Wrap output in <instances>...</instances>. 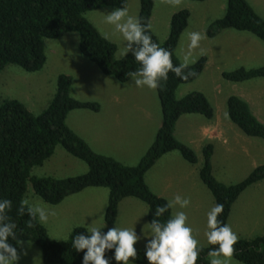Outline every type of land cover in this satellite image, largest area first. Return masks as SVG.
I'll use <instances>...</instances> for the list:
<instances>
[{
    "label": "trees",
    "instance_id": "1",
    "mask_svg": "<svg viewBox=\"0 0 264 264\" xmlns=\"http://www.w3.org/2000/svg\"><path fill=\"white\" fill-rule=\"evenodd\" d=\"M154 0H138L137 17L147 23ZM126 0H0V69L13 63L26 71L39 69L45 60L43 38L58 37L67 31L78 34L79 51L92 61L104 74L118 81L130 76L140 65L131 52L126 57H114L115 44L105 38L82 15L85 10L104 6L121 8ZM188 10L179 8L169 16L168 31L162 41H158L150 30L152 40L171 53L174 65L177 59L174 48L178 36L186 25ZM231 27L246 30L264 42V19L257 14L246 0H225L221 16L209 21L204 28L207 36H213L221 29ZM135 47V45H133ZM205 56L196 57L186 71L200 72ZM223 78L240 81L254 76H264V65L255 67L238 66L221 72ZM70 75L58 73L55 89L47 105L38 113H32L14 98L0 100V200L12 202L9 216L17 224L16 239L9 240L14 247L20 240H30L40 248L41 259L45 263L82 264L86 252L72 247L77 234L88 235L85 227L71 228L64 240L48 237L42 224L37 220L35 228H28L29 216H20L17 209L29 181L33 192L48 203H56L69 193L86 186H103L107 189L103 220L113 222L116 204L124 196H134L146 205V220H153L158 206L167 200L152 192L144 181V172L164 152L175 149L186 161L193 163L196 156L193 150L173 134L176 118L183 113H200L209 118L213 108L206 96L198 90H191L180 97L174 95L175 87L185 80L169 73L167 81H161L156 90L161 121L151 143L133 165L119 162L111 156L94 152L86 142L74 133L65 123L68 110L76 107L97 109L95 101L79 100L69 94ZM225 109L229 119L246 135L264 139V123L258 121L241 97L229 94L225 98ZM55 144H59L71 155L83 160L85 172L65 177L50 175L30 176L32 165L39 164L48 157ZM211 145L201 148L202 160L198 176L212 195L214 206L222 204L223 213L218 217L225 224L230 205L237 194L247 185L264 177V164L254 166L238 181L225 184L217 180L210 169ZM170 209L159 219L165 222L171 217ZM110 229L101 231L102 234ZM215 246L208 242L200 246L201 254L197 264H209L208 252ZM233 258L242 264H264V232L252 237H239ZM146 249H137L138 257L130 260L135 264H148ZM114 257V249L105 256Z\"/></svg>",
    "mask_w": 264,
    "mask_h": 264
},
{
    "label": "rangeland",
    "instance_id": "2",
    "mask_svg": "<svg viewBox=\"0 0 264 264\" xmlns=\"http://www.w3.org/2000/svg\"><path fill=\"white\" fill-rule=\"evenodd\" d=\"M219 1L221 0H209V2L204 0H182L179 7H174L164 2V0H154L153 7L150 10L151 31L158 41H162L167 33L169 13L180 7L186 8L188 11L192 9L188 25L185 31L181 32L177 40L178 54L184 60L189 51L187 49L190 44V33L199 32L196 24L191 22L192 17L195 18L200 13L205 20L214 16L218 17L223 12V10L220 11ZM250 1L254 3L257 10L264 12V0ZM124 8L128 9L130 15L136 17L135 12L138 9V0H127ZM204 8H207V11H203ZM115 9L117 8L110 6L98 7L96 9L85 10L82 15L87 17L103 36L115 43L116 49L114 54L119 56L127 42L124 41L120 33L115 31L113 25L106 23V15ZM65 34L63 37L43 38L45 60L39 69L26 71L13 63H7L0 69V100L4 98H15L30 112L38 113L47 105L52 97L55 89L56 75L58 73H66L71 78L69 85V94L71 97L80 100L95 101L99 105L96 111L80 107L70 109L65 117L66 124L71 129L74 128V131H78L82 136L87 137L91 148L95 152L104 153V155H108L109 153L119 156V153L124 150L127 156L123 157L120 155L123 157L124 162L129 165L135 164L147 148H145L147 143L152 141L153 128L156 120L154 117L160 116V108L159 103H157L155 90L151 89L150 95L148 93V87H138L130 82H118L113 77L101 73L97 67L95 72L93 70H87L85 60H89L85 59L79 53V49L77 48V32L67 31ZM236 40L234 43L235 51L238 52L243 46L248 48L244 59L241 56L238 60H234L237 63L233 66L234 68L238 67V65L246 68L264 65L263 41L248 31H240V35ZM200 49V46L199 48L193 49L191 54L197 55L199 53L198 51H201ZM234 62L232 60V63ZM215 76L213 75L212 77ZM205 78L204 75H200L191 81L192 89H201L208 101H210V104H212V107L215 106V103H218V106H215L216 113L226 116L224 97L236 88H233V83L226 81L222 77H218L223 82L220 86L218 96L214 100L213 92L207 86L211 80L209 78L207 81ZM237 84L236 86H240L241 84L246 86L249 83ZM185 86H189L188 83L181 85V88ZM189 91H183V94ZM176 93L175 96H177ZM113 96L116 97L115 100L117 102L113 101ZM145 110L149 112V117H145L146 113H143ZM218 156L221 159L227 157L226 154L223 156L221 152H218L214 160ZM225 161L229 163L228 166L233 164L231 159L225 158ZM216 164L214 163V166ZM86 169L87 165L83 160L71 155L59 144H55L51 154L39 164L32 165L28 174L30 176L50 175L53 177H65L83 173ZM214 171L217 177L224 179L226 182L236 181L244 174V170H239L236 171L237 174L231 173L232 175H230L222 167L214 168ZM145 172H147L146 180L148 187L156 191L155 189H160L163 185L161 178L170 176V183L174 185L177 181L176 174L177 172H181V167L180 163L175 159L165 158L154 163ZM201 188L205 193L201 192L198 194L197 191H193L192 189L187 190L186 193L189 196L190 205L184 211L188 217L187 224L193 229V235L199 241V245L204 246L208 242L205 235L208 231L207 214L214 207V203L209 190L205 187ZM99 189L107 190L103 186ZM90 190L83 191L73 199L76 207H78L77 210L67 213L66 210L63 212L55 209L56 215L50 216L47 224H42V226L44 225L46 227L45 231H47L46 234L48 233L47 235L50 239H66L69 233L67 229L72 228V226L74 227V225L92 223L96 226L98 224V219H100L98 216V207L100 206L99 202L101 199L98 198L99 195L94 197L91 194L93 192ZM170 193H173L172 187ZM193 196L194 198L197 196L199 199L195 198L197 200L193 202ZM25 198L29 199L33 204L48 209L51 206L50 203L45 202L33 192L29 181L26 182L25 192L23 194V199ZM61 208L63 207L61 206ZM177 208L178 206L173 208L174 214L177 212ZM136 214L139 216L138 212ZM123 221H127L126 213H121L119 216V222L122 223ZM132 224L135 226L136 234L141 238L135 247L145 249V245L150 238L145 236L148 235L149 225L141 220L135 221V223L132 220ZM30 244L33 243L30 242ZM16 248L18 253L21 254L17 264H56L42 261L39 246L31 245L29 247V245L24 246V244H20ZM24 251H27V255L23 254ZM105 258L109 260V264H117L113 256L107 255ZM208 259L210 260L209 257ZM129 264L135 263L130 261ZM230 264L242 263L232 258Z\"/></svg>",
    "mask_w": 264,
    "mask_h": 264
},
{
    "label": "crops",
    "instance_id": "3",
    "mask_svg": "<svg viewBox=\"0 0 264 264\" xmlns=\"http://www.w3.org/2000/svg\"><path fill=\"white\" fill-rule=\"evenodd\" d=\"M204 1L209 2V0H204ZM246 1L250 4V6L253 8V10L264 19V12L257 10L252 1H250V0H246ZM126 3H127V0H126ZM190 3L194 4L192 2H190ZM218 5L220 8V11L223 10V12H224L225 0L219 1ZM125 6H126V4L123 7H125ZM104 7H106V6H104ZM107 7H109V6H107ZM110 7H113V6H110ZM99 8H101V7H99ZM176 9H178V8H176ZM191 10L192 9H189V11H188L189 14H188V18L186 21V25L184 26L182 31H185V29L188 25L189 19L191 17ZM137 11H138V9H137ZM137 11L135 12L136 17H137ZM172 11L168 15V22L167 23H169V16L172 13ZM203 11H207V8H204ZM223 12H222V14H223ZM222 14L218 15V17L221 16ZM215 17H217V16L210 17L208 20H205V19H203L202 14L200 13V15H196L195 18L192 17V19H191V22H194L196 24L198 31L201 33V35H203L205 37V39L200 41V48H201L200 50L201 51H198L199 53L197 55L191 54L190 63L192 61H194L196 59V57L201 55V54H203L205 56V59H204L203 66H202L199 74L194 79H192L190 81L179 83L175 87L174 95H175V92H177L176 97H180L183 94V91L193 90L192 89L193 87L191 86L190 82L195 80L200 75H204L206 77L205 79L207 81L209 80V78L211 80L207 86L213 92V96H214V100H215L216 97L218 96L220 86L223 82L222 80H220V78H218V77H222L221 72L223 70H230L231 68L233 69L234 68L233 66H235V64H237L236 62H234V60H238V58L241 56H243V59L246 57L248 47L243 46L240 50H238V52L235 51L236 48L234 47V43H235V41H237L236 39L239 37L240 31H246V30H237V29H234L231 27H226V28L221 29L218 33H216L213 36L209 37V36L205 35V33H204L205 25ZM85 18L94 26V24L87 17H85ZM150 21H151V16L149 15V22ZM94 27L97 29L96 26H94ZM167 31H168V29L166 30V32ZM181 32H180V34H181ZM65 33H67V32H64L63 34H61L58 37H61V36L63 37V35H66ZM105 38H107V37H105ZM178 38H179V36H178ZM115 49H116V45H115ZM187 50H189V46H188ZM43 51H44V44H43ZM174 52H175L177 59L181 63H183L184 60L178 54L177 43H176V46L174 48ZM79 53L81 55H83L80 51H79ZM120 55L117 56L114 54V57H120ZM83 57H85V59H88L84 55H83ZM232 60L234 63H232ZM85 64L87 65V70H89V71L93 70L95 72V70L97 69L96 68L97 66L90 60L89 61L85 60ZM240 66H242V65H240ZM217 74H218V76H217ZM105 75H107V74H105ZM211 75L212 76L216 75V76L212 77ZM109 76H111V75H109ZM226 81L233 83L232 84L234 86L233 88H236V89H233L234 91H231L230 94H232V92H234L233 93L234 95H237V96L241 97L242 99H244L246 101V103L248 104L250 111L256 117V119L258 121L264 123V76H254V77H250V78L240 80V81H231V80L226 79ZM255 81H257L256 82L257 84L255 83ZM118 82H121V83H123V82L129 83L130 82V83L135 84L132 77H129L128 79H126L124 81H118ZM244 82L249 83V84L246 86H243L244 84H241L240 86H236V85H238L237 83H244ZM185 83H188L189 86H185V87L181 88V85H184ZM135 88H137V87H135ZM195 88H197V87H195ZM197 90L201 91V89L200 90L197 89ZM155 92H156V90H155ZM201 92L204 94L203 91H201ZM148 93H150V95H151V89H149V88H148ZM151 97L153 100V95ZM156 97H157V95H156ZM226 97H227V95L224 97V100ZM115 99H116V97L113 96V101L117 102V100H115ZM154 100H155V98H154ZM157 103H158V98H157ZM217 104L218 103H215V106H218ZM215 106L212 107V108H214L213 114L209 118L204 117L200 113H183V114H180L174 122V126H173L174 136L178 140L184 142L185 144H187L191 147V149L194 151V154L196 156L195 162L190 163V162L186 161L184 158H182V156L179 154V152L177 150L172 149V150H168V151L162 153L149 166V167H151L154 163H157V161H160L161 159H165V158H169V159L173 158L176 161H178L180 163L181 172H177V174H176V180L177 181L175 182L174 185H172V183H170V181H171L170 176H167L166 178H161L162 179L161 182L163 183L162 187L160 189H155L156 191H153L147 185V180H146L147 172H144V181H145L147 187L152 192H154L155 194L164 197L167 200V202L173 200L174 197L177 195L181 196L182 198H188L189 196L186 193L188 189H192L193 191H197L198 194H200L201 192H204L201 187L206 188V186L201 182V180L198 176V167H199L201 160H202V156H200L201 155V148L205 144L211 145V154H210V159H209L211 173L214 175V177L217 178V180H219L225 184L233 183L235 181L226 182V181H224V179L217 177V175L214 173L215 172L214 168L222 167L223 169H225V171H227V173H230V175H232L233 173L237 174L236 171H239V170L243 171L244 170V174L242 175V177H243L254 166H256L258 164H264V139L256 137V136H250V135L244 134L237 127V125L229 119L227 114H226V116H224V115H220V114L216 113V111H215L216 107ZM98 107H99V105H98ZM98 107L95 110L94 109H90V110L96 111V110H98ZM80 108H86V107H80ZM143 113L144 114L146 113L145 117H149L148 115H150L147 110H145V112H143ZM66 115H67V113H66ZM66 115H65V117H66ZM154 118H156V120H155V125L153 128L152 139L154 137L156 129L158 128V126L160 124L161 116H157ZM64 120H65V118H64ZM65 123H66V121H65ZM72 129L71 130L74 133H76L79 137H81L86 142V144L90 147V149L92 151H94L91 148V144L88 142L87 137L82 136L78 131H74L75 130L74 128H72ZM150 142L151 141H149V143ZM149 143H147L145 148L149 145ZM174 151H176V152H174ZM218 152H221L223 154V156H224V154H226L227 157H224L223 159H221L218 156L214 160V158L216 157V153H218ZM97 153H99V152H97ZM121 153H119V156L120 155L123 157L127 156V154L125 153L124 150ZM100 154H104V153H100ZM108 156L113 157L114 159L118 160L121 163L129 165L128 163L124 162V159L121 156L119 157L116 154H109V153H108ZM200 157H201V159H200ZM225 158L231 159L233 161V164L228 166L229 163H227L225 161ZM233 158H234V160H233ZM214 163L215 164L217 163L216 166H214ZM147 170L148 169H146V171ZM241 178H239V179H241ZM238 180H236V181H238ZM171 187H172L173 193H170ZM99 188H102V186H86V187H84V188H82L76 192L69 193V194L65 195L64 197H62V199H60L58 202L50 203L51 206H49V209H52L54 211H55V209L57 211L61 210L63 212H65V210H66L67 213L75 211L78 209V207H76L75 201H73L75 196L79 195L83 191L91 189L90 191L93 192L91 194H93L94 197H96V195H99L98 198L101 199V201L99 202L100 206L98 207V216L100 219H98V224L96 226H94V224H92V223L78 224V225L85 227L87 231L91 227L101 228L100 231H102L103 229H105L107 227L112 228L115 226L118 228L135 229V226H133V224H132V220L134 221V223H135V221L137 222L138 220H141V221H145V223L148 224V222L146 220V216H145L146 205L143 201H141L140 199H138L134 196H124V197L120 198L116 204V213H115V218H114L113 222H111L109 224L105 223L103 220L102 214H103V208L105 206V200L107 197V190L99 189ZM249 194H251V195H249ZM192 198H194V196ZM195 198L199 199V197H197V196H195ZM195 198L192 199L193 202H196L197 199H195ZM22 200H23V196H22ZM61 206L63 208H61ZM177 211H184V209H180L178 207ZM136 212H138L139 216L136 214ZM170 212H171V215L173 216L174 215V209L171 208ZM121 213H126V220H127V221H123L122 223L119 222V216ZM136 219H138V220H136ZM225 224L229 225L232 228V230L238 235V237L247 238V237H252L254 235L261 234L264 232V177L253 182V183H251V184H249V185H247L237 194V196L234 198V200L232 201V203L230 205ZM104 225H105V227H104ZM70 229H71V227H70ZM70 229H67L68 232L70 231ZM45 230H46V227H45ZM147 233L149 235L148 231H147ZM22 241H23L24 246L29 245V242H26V241H30V240H22ZM30 242L33 243L31 245L38 246L37 244H35L32 241H30ZM17 243L18 244L15 247H18L20 245L19 244L20 241H18ZM136 249H140V248H136Z\"/></svg>",
    "mask_w": 264,
    "mask_h": 264
},
{
    "label": "clouds",
    "instance_id": "4",
    "mask_svg": "<svg viewBox=\"0 0 264 264\" xmlns=\"http://www.w3.org/2000/svg\"><path fill=\"white\" fill-rule=\"evenodd\" d=\"M164 2L179 7L182 0H164ZM106 23L113 25L115 31L120 33L126 43L121 55L126 57L132 53L140 67L126 75L133 78L138 87L157 89L161 87V81H167L169 73L176 77L188 80L195 76L189 68L192 50L199 48L200 41L205 39L199 32L190 33L188 54L184 62L174 65L171 53L160 47L152 40L150 35L151 23H142L141 19L129 14L128 9L117 8L106 15ZM135 45V47H133ZM194 62V61H192ZM190 199L177 195L165 205L158 206L153 220L149 225L148 242L145 245V256L148 264H197L201 248L199 241L193 235V229L188 226V217L184 211H177L173 216L162 222V217L169 209H185L189 207ZM223 205H215L207 214V228L205 233L210 245L215 246L208 252L209 264H230L235 255V245L239 237L232 228L223 224L218 218L223 213ZM12 202L8 199L0 200V264H17L20 253L17 248L9 243L16 239L17 224L9 216ZM17 214L29 219L26 221L28 228H35V222L47 224L50 216H55L54 210L33 204L25 198L20 202ZM105 227V225H104ZM101 228L91 227L85 234H77L72 243L76 251L86 250L83 256V264H109L105 254L114 249V259L117 264H129L130 260L138 257L135 245L141 239L135 229L112 227L106 234H102ZM19 244H23L20 240ZM31 246L29 242V247ZM27 255V251L23 252Z\"/></svg>",
    "mask_w": 264,
    "mask_h": 264
}]
</instances>
